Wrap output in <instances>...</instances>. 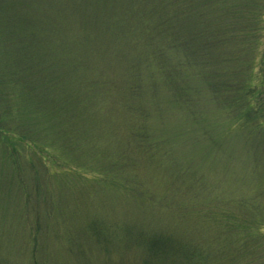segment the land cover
<instances>
[{
	"label": "rangeland",
	"instance_id": "obj_1",
	"mask_svg": "<svg viewBox=\"0 0 264 264\" xmlns=\"http://www.w3.org/2000/svg\"><path fill=\"white\" fill-rule=\"evenodd\" d=\"M166 3L0 0V264H185L148 238L210 264L230 243L221 215L264 228V63L247 109L206 106L195 81L201 103L175 107L144 41Z\"/></svg>",
	"mask_w": 264,
	"mask_h": 264
},
{
	"label": "trees",
	"instance_id": "obj_2",
	"mask_svg": "<svg viewBox=\"0 0 264 264\" xmlns=\"http://www.w3.org/2000/svg\"><path fill=\"white\" fill-rule=\"evenodd\" d=\"M169 1L166 0L163 7L167 8L166 20L159 26V33H148L144 41L152 49L151 54L164 63L163 75L169 81L171 104L179 109L187 106L192 110L197 103H201L196 95L205 99L206 106H210L209 100L215 96L222 111L233 106H245L247 109L253 103L255 94L254 91L251 97L249 94L253 88L252 77L257 65L264 63V0H193L192 4H184L182 0H173V3ZM189 20L195 21L196 30L183 34L182 28L188 25L182 26ZM169 52L174 53L173 58L168 57ZM179 79L182 80L181 84ZM191 81L198 84L196 95L188 92ZM130 93L131 98L136 100L139 88L133 87ZM135 106L144 115L140 130L149 129L148 112L140 105ZM236 122L244 121L239 117ZM172 136L165 139L153 137L146 144L153 147V142L160 141L157 144L160 153L161 145H170L177 139L176 136L170 139ZM142 142L141 138L136 145L140 146ZM189 172L190 168H186L180 180L187 179ZM221 216L227 223L228 229L225 232L229 235L230 243L227 251L224 248L220 252L218 250L217 263L211 261L210 264H220L224 260L228 264H264L263 224L255 220L251 222L239 215ZM221 233L217 239L222 237ZM155 239L148 238L150 243H145V246L149 247L151 257H166L163 263L177 254L185 264H195V260L202 258V255L209 256L204 249L193 243L169 247L163 240L158 244Z\"/></svg>",
	"mask_w": 264,
	"mask_h": 264
}]
</instances>
